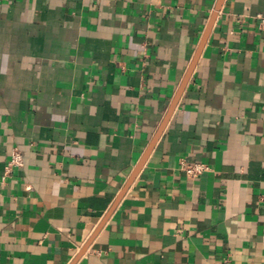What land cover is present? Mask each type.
I'll list each match as a JSON object with an SVG mask.
<instances>
[{"label": "crops", "instance_id": "1", "mask_svg": "<svg viewBox=\"0 0 264 264\" xmlns=\"http://www.w3.org/2000/svg\"><path fill=\"white\" fill-rule=\"evenodd\" d=\"M217 1L0 0V264L74 262ZM261 17L264 0L224 1L74 264H264Z\"/></svg>", "mask_w": 264, "mask_h": 264}, {"label": "water", "instance_id": "2", "mask_svg": "<svg viewBox=\"0 0 264 264\" xmlns=\"http://www.w3.org/2000/svg\"><path fill=\"white\" fill-rule=\"evenodd\" d=\"M225 0H218L217 3H216V6H215V9L212 13V16L208 22V25L205 29V32L202 36V39L198 45V48L196 50V53L194 55V58L187 70V73L175 95V97L173 98L171 104H170V107L158 129V131L156 132V134L154 135L150 145L148 146V148L146 149L144 155L142 156L140 162L138 163V165L136 166V168L134 169L133 173L131 174L130 178L128 179L127 183L125 184L124 188L122 189V191L120 192V194L118 195L114 205L112 206V208L110 209V211L107 213V215L104 217V219L102 220V222L100 223V225L98 226V228L96 229V231L94 232V234L92 235V237L89 239V241L85 244V246L82 248V250L80 251V253L77 255L76 259L74 260V262L72 264L75 263V261L80 258L84 252L86 251V249L88 248L89 244L91 243V241L93 240V238L96 236V234L99 232V230L102 228V226L104 225V223L106 222V220L108 219V217L110 216V214L112 213V211L114 210V208L116 207V205L118 204V202L120 201V199L122 198V196L124 195V193L126 192V190L129 188V186L131 185V183L133 182V180L135 179L136 175L139 173V171L141 170L142 166L144 165L147 157L149 156L150 152L152 151V149L154 148L157 140L159 139V137L161 136L162 132L164 131V128L166 127L182 93L184 92L191 76H192V73L198 63V60L200 58V55L203 51V48L208 40V37L212 31V28L215 24V21H216V18L218 16V13L219 11L221 10L222 6H223V3H224Z\"/></svg>", "mask_w": 264, "mask_h": 264}, {"label": "built area", "instance_id": "3", "mask_svg": "<svg viewBox=\"0 0 264 264\" xmlns=\"http://www.w3.org/2000/svg\"><path fill=\"white\" fill-rule=\"evenodd\" d=\"M261 21L264 24V17H261ZM23 165V157L18 150H13L11 157L8 161L7 172L10 173L14 169L19 168ZM180 168L186 173L187 176L195 178L200 176L202 173L209 169V166L206 163H187L182 161Z\"/></svg>", "mask_w": 264, "mask_h": 264}]
</instances>
